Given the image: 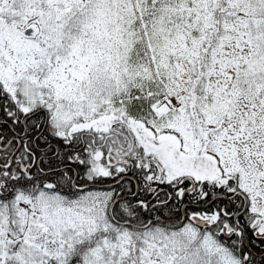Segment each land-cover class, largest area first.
Segmentation results:
<instances>
[{
	"label": "snow or ice",
	"instance_id": "6c2138e0",
	"mask_svg": "<svg viewBox=\"0 0 264 264\" xmlns=\"http://www.w3.org/2000/svg\"><path fill=\"white\" fill-rule=\"evenodd\" d=\"M0 264H264V0H0Z\"/></svg>",
	"mask_w": 264,
	"mask_h": 264
}]
</instances>
